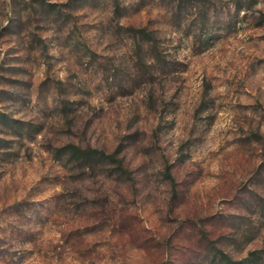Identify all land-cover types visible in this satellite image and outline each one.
Masks as SVG:
<instances>
[{
    "label": "rangeland",
    "instance_id": "obj_1",
    "mask_svg": "<svg viewBox=\"0 0 264 264\" xmlns=\"http://www.w3.org/2000/svg\"><path fill=\"white\" fill-rule=\"evenodd\" d=\"M263 17L0 0V264H264Z\"/></svg>",
    "mask_w": 264,
    "mask_h": 264
},
{
    "label": "trees",
    "instance_id": "obj_2",
    "mask_svg": "<svg viewBox=\"0 0 264 264\" xmlns=\"http://www.w3.org/2000/svg\"><path fill=\"white\" fill-rule=\"evenodd\" d=\"M264 20V17H263ZM74 155L78 158H84V159H88L91 157H101V158H107L110 159L112 161H117L116 156L115 155H106L104 153H101L97 150H92V149H87V150H82L80 148H74ZM118 165L119 167L122 169V163L121 161H118ZM206 238V236H205ZM212 250L214 251V257L212 260V264H259L258 261H262L261 257L257 256L254 253H251L250 256L242 261H234L231 258H229L225 253L223 252H219L215 245L213 243H209ZM258 257V258H256Z\"/></svg>",
    "mask_w": 264,
    "mask_h": 264
}]
</instances>
